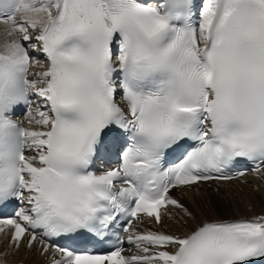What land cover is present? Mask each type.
<instances>
[{
  "label": "snow or ice",
  "instance_id": "1",
  "mask_svg": "<svg viewBox=\"0 0 264 264\" xmlns=\"http://www.w3.org/2000/svg\"><path fill=\"white\" fill-rule=\"evenodd\" d=\"M0 23L10 246L50 264H264V215L200 221L171 195L264 171V0H0ZM170 208L195 226L134 227Z\"/></svg>",
  "mask_w": 264,
  "mask_h": 264
},
{
  "label": "bare ground",
  "instance_id": "2",
  "mask_svg": "<svg viewBox=\"0 0 264 264\" xmlns=\"http://www.w3.org/2000/svg\"><path fill=\"white\" fill-rule=\"evenodd\" d=\"M6 25L0 23V42L4 37ZM36 59L44 61L40 54ZM46 63V62H45ZM44 70L35 65L31 71ZM24 119V117L22 118ZM171 195L183 203L196 217V220H234L251 219L264 215V171L259 174H246L232 181H207L190 188L173 189ZM171 218H164L162 223L146 221L134 224L137 231H160L168 234L183 235L195 226L196 221L185 217L179 209L170 208ZM187 221V222H186ZM9 237L0 234V263L9 264H45L49 253L41 254L37 244L31 249L22 243L19 249L9 244ZM136 255L142 254L139 249Z\"/></svg>",
  "mask_w": 264,
  "mask_h": 264
}]
</instances>
